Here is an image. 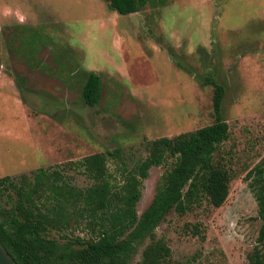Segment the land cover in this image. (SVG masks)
Wrapping results in <instances>:
<instances>
[{"label":"rangeland","instance_id":"1","mask_svg":"<svg viewBox=\"0 0 264 264\" xmlns=\"http://www.w3.org/2000/svg\"><path fill=\"white\" fill-rule=\"evenodd\" d=\"M87 73L101 81L94 107L79 97ZM205 77L224 88L228 137L214 159L231 171L227 196L170 212L155 236L164 264H247L258 229L250 182L264 167V0H147L127 16L104 0H0V177L45 169L84 188L76 161L111 152L118 179L148 141L212 123ZM162 172L147 171L137 214Z\"/></svg>","mask_w":264,"mask_h":264},{"label":"trees","instance_id":"2","mask_svg":"<svg viewBox=\"0 0 264 264\" xmlns=\"http://www.w3.org/2000/svg\"><path fill=\"white\" fill-rule=\"evenodd\" d=\"M146 1L104 0L120 16L140 11ZM203 85L212 92V123L148 141L145 155L122 169L118 179L107 170L111 152L76 161L77 170L89 180L84 188L70 185L58 171L45 169L0 177V245L10 260L14 264H131L132 255L142 246L133 264H164L168 248L155 236L158 225L170 212L182 215L203 200L218 208L231 179L228 165L214 159L228 137L221 116L224 88L210 77L204 78ZM100 87V77L87 73L79 93L85 106L98 103ZM152 167L163 172L150 201L137 214L141 184ZM250 184L258 229L245 258L247 264H264V167L255 166ZM78 230L89 234L74 235Z\"/></svg>","mask_w":264,"mask_h":264},{"label":"water","instance_id":"3","mask_svg":"<svg viewBox=\"0 0 264 264\" xmlns=\"http://www.w3.org/2000/svg\"><path fill=\"white\" fill-rule=\"evenodd\" d=\"M0 264H14L0 245Z\"/></svg>","mask_w":264,"mask_h":264}]
</instances>
